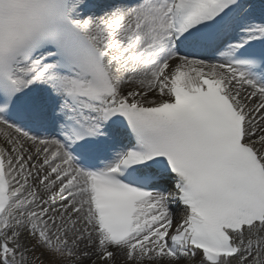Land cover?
Masks as SVG:
<instances>
[{
    "label": "snow or ice",
    "instance_id": "obj_1",
    "mask_svg": "<svg viewBox=\"0 0 264 264\" xmlns=\"http://www.w3.org/2000/svg\"><path fill=\"white\" fill-rule=\"evenodd\" d=\"M0 264H264V0H0Z\"/></svg>",
    "mask_w": 264,
    "mask_h": 264
}]
</instances>
